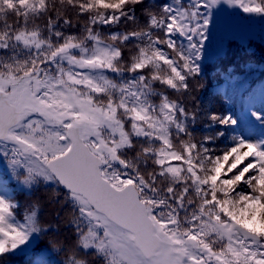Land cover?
<instances>
[{"label":"snow or ice","instance_id":"6c2138e0","mask_svg":"<svg viewBox=\"0 0 264 264\" xmlns=\"http://www.w3.org/2000/svg\"><path fill=\"white\" fill-rule=\"evenodd\" d=\"M221 5L264 18V0H0V264L33 241L57 264H264V108L200 99Z\"/></svg>","mask_w":264,"mask_h":264},{"label":"trees","instance_id":"16d2710c","mask_svg":"<svg viewBox=\"0 0 264 264\" xmlns=\"http://www.w3.org/2000/svg\"><path fill=\"white\" fill-rule=\"evenodd\" d=\"M210 33L202 59L205 68L203 82L208 85L200 95L203 104L213 111L241 118H245L251 111L264 108V42L253 41L242 45L233 40L225 41L223 27L214 11ZM0 176L7 177V169L3 165H0ZM4 182L6 185L11 183L7 179ZM18 191L11 186L7 187L9 195ZM56 211V206L49 207L47 204L42 209L43 220L53 227H56ZM59 233L60 239L70 235L64 222L59 224ZM38 254L48 259L50 264H57L63 259L44 250L43 244L37 248L36 241H33L28 249L18 251L6 264H35Z\"/></svg>","mask_w":264,"mask_h":264},{"label":"rangeland","instance_id":"374dc122","mask_svg":"<svg viewBox=\"0 0 264 264\" xmlns=\"http://www.w3.org/2000/svg\"><path fill=\"white\" fill-rule=\"evenodd\" d=\"M224 30V40L247 45L253 41L264 42V18L250 16L238 8L221 5L213 10Z\"/></svg>","mask_w":264,"mask_h":264}]
</instances>
